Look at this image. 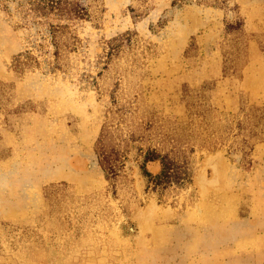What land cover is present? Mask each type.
Here are the masks:
<instances>
[{
    "label": "rangeland",
    "instance_id": "rangeland-1",
    "mask_svg": "<svg viewBox=\"0 0 264 264\" xmlns=\"http://www.w3.org/2000/svg\"><path fill=\"white\" fill-rule=\"evenodd\" d=\"M66 1L0 0V264H264V0Z\"/></svg>",
    "mask_w": 264,
    "mask_h": 264
},
{
    "label": "trees",
    "instance_id": "trees-1",
    "mask_svg": "<svg viewBox=\"0 0 264 264\" xmlns=\"http://www.w3.org/2000/svg\"><path fill=\"white\" fill-rule=\"evenodd\" d=\"M48 9L56 11L59 14L63 13H74L78 17L82 16L84 12L80 10L73 2L62 1V0H48L47 2ZM59 28L51 26V32L54 39H56V34ZM58 46H55V56H57ZM30 53L26 52L25 54H19L13 59L12 67L16 72H24L29 69L33 64V61L37 65V62L32 58ZM34 59V60H33ZM97 158L100 167L105 173L107 180L114 178L116 176V158L111 151H106L104 148L103 140H99L97 149ZM158 161L160 164V171L153 175L146 169V164L148 162ZM143 177L146 179L147 186L153 191H164L166 188L170 187L172 184L181 185L184 182L189 181V170L186 167L184 160L180 158L172 157L168 154H160L155 150H149L144 156L143 165L140 167Z\"/></svg>",
    "mask_w": 264,
    "mask_h": 264
}]
</instances>
